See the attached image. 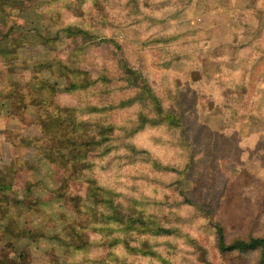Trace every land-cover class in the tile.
<instances>
[{"label": "trees", "instance_id": "16d2710c", "mask_svg": "<svg viewBox=\"0 0 264 264\" xmlns=\"http://www.w3.org/2000/svg\"><path fill=\"white\" fill-rule=\"evenodd\" d=\"M45 1L48 36L37 35L45 42L66 38L72 45H81L84 38L89 44L67 62L48 65L57 78L54 85L37 83L35 76L26 83L29 105L37 113L22 118V123L37 126L40 148L53 155L55 167L68 169L69 174L61 179L63 187L84 179L87 190L68 216L46 215L40 227L29 226L27 235L63 245L52 255L54 264H176L175 257L186 249L185 264H242L243 255H256V264H264V229L247 236L229 233L222 222L223 208L214 205L211 188L192 182L205 168H211L216 177L219 167L229 166V177L221 181L228 182L237 178L231 166L235 172L242 163L258 168L264 159L263 12L238 9L228 14L225 23L215 28L220 38L216 35L214 43L202 39L199 30L190 41L181 42L169 31L148 42L145 47L162 70L164 96L141 60L137 65L125 61L117 75L72 68L90 56L92 47L110 44L122 53V46L101 39L106 16L94 17L88 10L100 0ZM115 1L103 0L110 5ZM152 1V10L146 12V0H121L119 5L130 18L111 27L145 24L151 29L195 14L198 2ZM39 2L0 0V23L5 25L0 30V60L5 56L3 41L15 30V24L9 23L19 18L16 12H36L39 17ZM70 83L78 95L95 88L87 109H81L78 96L76 103L69 101ZM28 99L21 96L25 107ZM124 111L131 113L130 120L136 118L130 125L114 119ZM200 111L218 119L221 126L213 129L202 121ZM142 133H147L145 141H136L134 136ZM104 156L114 172L111 183L93 178L73 160ZM51 195L55 198L63 192L57 187ZM121 195L126 197L121 199ZM6 207L0 205L3 225L11 218ZM186 214L195 223V232ZM63 230L74 234L69 247L85 253L84 258L70 253L67 240L60 236ZM168 238H173V244L162 249L161 241ZM27 262V255L18 254L11 243L0 257V264Z\"/></svg>", "mask_w": 264, "mask_h": 264}, {"label": "rangeland", "instance_id": "374dc122", "mask_svg": "<svg viewBox=\"0 0 264 264\" xmlns=\"http://www.w3.org/2000/svg\"><path fill=\"white\" fill-rule=\"evenodd\" d=\"M40 1L39 17H36L38 16L36 12H16L19 18L9 23V25L15 24V30L8 40L3 41L5 56L0 60V186L4 188L0 191V205H7L5 212L11 217L8 223L0 224V257L6 252V245L11 243L18 254L27 255V264H54L51 260L52 255L62 249L63 245L50 244L44 236L34 238L33 234L27 235L26 231L29 226L34 228L43 225L42 220L46 215L50 218L59 213L68 216L82 200V196L85 197L87 185L84 184V179H77L70 182L69 187H63L61 179L69 174L68 169L65 171L64 168L55 167L52 164L53 155L47 149L40 148L37 139L39 128L22 123V118H31L37 113V109L29 105L26 83L35 76L37 83L54 85L57 78L48 65L67 62L75 54L74 52L85 50L89 43L86 44L84 38L81 39V45H72L66 38L45 42V39L39 35L48 36L45 33L48 17L44 13L46 1ZM146 1L148 2L146 12H148L153 8V1ZM120 2L121 0H118L110 5L100 0L98 4H90L88 10L94 17L100 14L106 16L100 28L105 37L101 39L118 42L122 46V53L116 51V47H111L110 44L95 46L92 47L89 57L82 59L80 64L73 63L72 68L98 69L108 75H117L125 61L137 65L141 60L145 71L159 84L164 96L165 84L160 82L162 70L156 66L154 57L146 49L145 45L148 42L169 31H172L181 42L190 41L199 30L202 39L214 43L215 36L219 37L216 26L224 24L229 18L228 14L233 11L255 10L262 11L264 15V0H198L195 14H190L187 18L171 20L151 29H147L145 24L141 27L115 29L117 27H111L113 22L115 24L126 22L130 18L119 5ZM161 7V4L157 5V8L161 9ZM4 26V23H0V30L4 31ZM260 31L264 38L262 20ZM211 32H213L212 38L209 37ZM95 42L91 41V44ZM66 80L70 81V79ZM94 90V87L88 88L78 95L75 87L70 83L66 96L72 103H76L78 96L81 109H87L89 96ZM45 93L49 94L48 91ZM22 95L28 99L26 107L21 100ZM60 98L64 101L63 97ZM131 117L129 111L114 115V119L123 126L130 125L136 119L130 120ZM200 117L213 129L221 126L218 119L205 115L203 111H200ZM147 133L137 134L134 137L136 141H145ZM73 160L93 178L108 183L113 181L114 172L108 165V156L98 159L77 157ZM220 163L223 164L222 161ZM231 163V160L227 161V164L231 165ZM142 166L152 172L149 167ZM233 166H231V174L237 177L236 179L221 182L229 177V166L219 167L216 177L211 168H205L192 177L193 185L197 183L196 187L211 188L214 205L223 208L222 222L229 233H235L236 236L258 233L264 229V159L258 168L249 162L242 163V166H239L240 171L235 172ZM255 168L257 169L248 174L249 170ZM57 187L62 190L63 195L53 198L51 192ZM120 191L125 192L124 189ZM123 197L126 195H121L120 198L124 199ZM185 217L192 231L195 232V223L191 222L188 214ZM46 229L50 228L46 227ZM60 236L67 240V248L74 257L82 259L86 256L85 253L69 247L74 241L73 233L63 230ZM161 242L162 249L169 248L173 244V238ZM186 245L189 246L187 243ZM186 251L187 249L175 257L176 264L186 263L188 255ZM240 259L242 264H256V255H243Z\"/></svg>", "mask_w": 264, "mask_h": 264}]
</instances>
